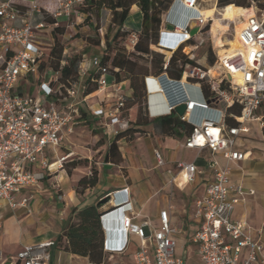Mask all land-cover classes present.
Returning <instances> with one entry per match:
<instances>
[{
    "label": "built area",
    "instance_id": "built-area-1",
    "mask_svg": "<svg viewBox=\"0 0 264 264\" xmlns=\"http://www.w3.org/2000/svg\"><path fill=\"white\" fill-rule=\"evenodd\" d=\"M86 1L55 0L48 16L53 22H48L47 18L34 19L35 12L41 11L37 0H31L25 10L16 0H0V208L4 203L25 205L28 199L18 201V195L27 187L40 186L57 163H60V168L63 167V161L69 154L52 162L47 149L61 145L66 131H70L73 124L81 119V110L73 100L91 94H84L87 85L83 79L92 68L99 73L98 77L91 78L98 84L94 92L109 97L107 89L115 87L117 93L108 110L92 105L91 112L97 118L106 114L109 119L107 126H116V133L128 126L129 119L125 116L128 96L110 67L102 64L100 57L83 58L79 64V79L69 84L60 81L59 71L40 69L46 48L41 43V32L60 25L61 19L70 20L73 13H82L81 8ZM185 1L191 5L188 6ZM196 1L178 0L182 5L180 15L178 10L171 18V10L166 20H162L160 39L154 46L170 55L165 57L163 72L146 77V88L150 93L149 80L153 78L166 107L161 115H170L176 112L179 105H186L184 113L179 115L193 126L187 136L186 147H208L227 159L224 166L216 160L211 162L214 178L208 183L205 195L195 200L194 217L200 219L201 224L192 240L200 256L199 264H264V244L249 233L244 220L234 217L236 206L255 191L234 183L230 167L231 161L246 158L243 151L235 148L237 138L249 131L246 123L258 120L264 128V14L259 15L255 11L247 17L243 16L246 23L239 31L241 48L229 51L231 47L226 42L222 46L225 47V54L219 55L211 66L187 63L181 78H173L168 73L171 56L179 48L188 54L187 48L198 47L197 44H190L194 38L192 29L198 28L201 32L211 19L197 9ZM167 23L173 24L174 29H168ZM99 30L105 44L102 27ZM138 40L139 33L133 30V48ZM109 74L114 77L112 81L108 80ZM33 82L37 90L31 93L25 91V87ZM204 84L213 95L212 101H208L203 94ZM221 101L226 103L227 108L240 104L241 112L236 117L238 125L226 123L227 108L223 110L213 106V103ZM261 108L263 111L256 114ZM207 110L216 114L201 119L195 117L198 111ZM155 157L157 165L164 164L159 150H155ZM177 166L189 182H194L202 172L194 162L179 161ZM126 189L110 193L102 221L127 205L129 198L123 194ZM136 217L134 211L122 217V241L113 245L105 239L106 251H124L130 236L135 235L139 239V248L133 255L135 264H185L184 257L176 253L175 229L166 209L160 211L158 227L150 225L149 221H135ZM1 228L0 216V231ZM51 244L52 241H46L26 245L8 264H50L44 249ZM5 263L0 246V264Z\"/></svg>",
    "mask_w": 264,
    "mask_h": 264
},
{
    "label": "crops",
    "instance_id": "crops-1",
    "mask_svg": "<svg viewBox=\"0 0 264 264\" xmlns=\"http://www.w3.org/2000/svg\"><path fill=\"white\" fill-rule=\"evenodd\" d=\"M16 1L22 5L30 4L31 2V0ZM37 1L43 6L49 5L48 0ZM130 14L134 16L140 15V18L143 19V14L137 4L132 6ZM80 15L81 13H79L78 16V23L81 22ZM124 27L131 30L126 26V23ZM48 30L50 32V29ZM102 33L105 34L104 31ZM41 43L43 47H46L42 40ZM190 44L193 43L190 42ZM51 45L50 43L48 46ZM100 47L105 48V44L102 43ZM92 72H96V69L92 68L90 73ZM89 74L84 77L83 83L86 82ZM120 84L125 94L130 96L132 94L130 80H124L120 82ZM32 85L35 86L33 91H36V85ZM32 85H28L29 87H27V89L31 90ZM205 86L207 85H203V94L208 101H212L213 95L210 90L208 93L205 91ZM150 90L155 91L156 89L150 88ZM107 92H110L111 96L106 97L104 93L98 94V92H92L85 98L79 96L77 97L79 100H73L78 108L83 109V112H81L82 117L73 124L70 131H66L61 145L52 147L54 153L49 154L50 159H53L52 162L56 161V158H59L60 148L65 147L68 149L66 146L68 133L72 132L83 120L87 122V119L90 117L101 125L104 134L110 139L108 144L109 147L110 143L117 135L115 132L116 126H107V122H109L108 116L104 114L101 118H97L90 109L93 105L94 108L102 106L104 109L108 110L113 101H115L113 96L117 92L115 87H109ZM70 101H72V99ZM149 105L148 111L153 119L148 121L147 124L153 125L157 133L143 143L142 148H144V152L141 153L145 154L149 164L153 165V151L155 158L154 166L148 168V164L145 165L137 154L139 159L137 157L134 159L135 164L129 169L128 174L118 172L116 167L122 168L121 164L127 161L125 152L129 153L126 147H124L125 150L121 148V146L126 143L127 135L123 136L117 140L122 153V160L120 162L105 161L104 156L106 150L103 155V161L100 162V167H98V183L93 187H89L88 191L97 192L99 194V200L106 195H110V193L114 191L127 188L123 192V194L129 198L127 205L115 211L109 219L104 220L105 239L111 244L116 245L118 242L122 241L123 228L121 219L124 215L134 211L137 215L135 221H149L150 225L158 227L160 225V211L166 209L168 211L171 226L175 229L174 238L176 241V253L184 257L185 264H199L200 256L197 246L192 240L193 234L201 224V220L194 217L195 200L205 195L208 183L214 178V169L211 162L216 160L220 165L224 166L227 163V159L222 153L213 152L208 147H186L185 142L189 134H183V136L168 134L154 122L155 118L163 116L161 114H164L166 111L163 99L161 101L152 100ZM213 106L223 110L227 108L224 101L215 102ZM239 107L240 104L236 103L227 108L226 123L228 125H238L236 117L240 113L236 111ZM258 112L259 110L256 114H260ZM173 113L180 115L177 111ZM215 114L216 113L212 110L198 111L195 117L201 119V117L214 116ZM246 125L249 131L242 133L241 136L237 138L235 145L236 149L246 154V158L230 162L231 180L236 184H241L247 189H253L255 192L253 194H248L245 199L236 206L234 217L244 220L248 226L249 233L264 244V128L258 120L249 121ZM128 127H130L129 123L126 128ZM93 130H95V128ZM155 150H159L163 156L164 164L161 166L157 165ZM74 153L75 151L73 150L67 152L69 157ZM179 161L194 162L198 168L202 170V172L197 175L194 182L187 181L183 172L179 170L177 166ZM154 168H157L158 173L154 171ZM52 169H54V166ZM53 173L54 170L51 174H48L40 186H30L24 189L21 194L18 195L17 200L22 201L24 198L29 199V192L35 193L40 191L39 188L43 187L46 180L52 178L50 176ZM80 177L81 176H78L76 173H72L71 176L66 173V178L63 174L61 175V180H65L64 198H66L65 207L62 210L63 221H51L48 227H46L43 222H39V218L36 216L34 217L26 213L27 210L30 209L27 204L11 206L8 203H4L1 206L0 216L2 228L0 231V246L6 261L5 264H8L26 245H36L46 241L53 242V244L44 249V253H47L49 256L48 261L50 264H97L92 262L88 256L72 253L65 250L63 246L57 244V238L62 234L64 227L70 221L72 209L75 206L82 207L91 204L88 201L81 203L77 198L76 184ZM146 177L148 178L146 179ZM140 179L146 180L139 182ZM57 184L59 185L60 183ZM79 203L81 204L78 205ZM30 204L31 203H29V205ZM37 207L38 206H35V209ZM107 207L108 205L106 204L100 209L104 211ZM65 242L66 238L64 237L63 243ZM138 248V237L131 235L124 251L112 253L109 250H105L103 261L98 264H111L112 262L135 264L133 255Z\"/></svg>",
    "mask_w": 264,
    "mask_h": 264
},
{
    "label": "rangeland",
    "instance_id": "rangeland-1",
    "mask_svg": "<svg viewBox=\"0 0 264 264\" xmlns=\"http://www.w3.org/2000/svg\"><path fill=\"white\" fill-rule=\"evenodd\" d=\"M48 1L49 5L47 6H43L38 2L39 5H41V11L35 12L34 19H46L49 16V8L51 5L53 6L55 0ZM164 1H171L172 3L169 9L164 10L161 13L163 21L166 20L167 14L171 10L173 11L177 3L178 5L175 8H177L178 10H182V5L179 4L178 0ZM240 6L245 8L254 7L255 11H257L259 15L264 14V0H249V5L247 6H236L232 3L229 5L227 4L224 7L218 6L217 0H197V8L201 9V7H210L211 10L206 12L205 16L207 18L211 17V19L203 26L201 32H198V28L192 29V33L194 34L192 43L195 45L197 44L198 47H195L191 50L187 48V51L189 52L186 55L190 59H194L196 61V64L194 65H201L202 67L211 66L212 64H210V61L212 59H214L215 62L218 59L219 55L225 54V47L222 46H224L226 42L230 44L231 48L229 49V51L233 48L236 39L235 27L237 28V26H239L244 19V15L236 13L238 7ZM222 8L225 9L221 10L219 14L218 10ZM255 11L253 13H255ZM91 14L92 16H90V22H88V20H85L87 14L83 12L80 15L81 22L79 23V13H73V16L70 18V20H60V25L64 27L65 33L60 34L59 39L61 43H63V45L66 47L65 53L70 55L74 53H81L83 54V58L85 59L92 58L94 56L99 57L103 54L104 48L95 45V40H93L96 39L98 35L101 36L100 30H97L95 26H98L100 28L102 27L104 32L109 31L111 37L116 32V26L111 24L112 14L109 9H102L99 14H97L95 11H92ZM142 22L143 19L140 18V15L134 16L130 14L126 19V26L131 30L125 37L118 41V45L125 47V49L129 53H131L134 49L131 42V32L133 30L139 31L142 28ZM47 30L48 29H44L41 32V40L44 42L46 47H48V45H50V43L52 44L53 42V37L49 30ZM214 38H217V41H215ZM154 45L155 43L151 42L150 49L161 52L160 50L156 49ZM161 53H163L164 59L165 57H168L170 55V53L167 52ZM138 61L140 64L146 65L149 68L152 67V56L150 55L139 57ZM113 78L114 77L112 74L108 75L109 81H112ZM30 83H32L31 80ZM34 83L35 82H33V84ZM34 87L35 86L32 85L31 90H28L27 87H25V91H29L31 93L34 90ZM149 91L150 93L147 91V88H145L144 96L137 97L135 101L131 100V102H133L134 104L131 103V109L125 111V116L127 115L129 119V125L130 127H132L131 129L133 131H131L127 135L126 143L121 146L123 150H125L124 147H126L129 153L125 152L127 161L121 164L122 168L120 169L116 167L118 169V172L128 174L129 169H131V167H133V164H135L134 159H136L137 154L145 165L148 164V168L154 166L155 164L154 152L152 151L153 165H151L149 164L146 155L142 154L144 152V148H142V146L147 139L152 138L155 133H157L153 125L147 124L148 121L153 119V117L149 114L148 104H151L152 100L161 101L163 97H160V95L158 96V94L156 93H151L152 91L150 89ZM63 93L64 95L66 94L65 91H63ZM76 99L79 100L78 98ZM129 102L130 101L128 100V103ZM262 111L263 110L261 108L258 113H261ZM87 120L89 122H85L83 120L76 126V128L72 132L68 133V140L66 141V146L68 147V149L65 147L60 148L59 157L66 155L67 152L71 150L75 151V153L68 157L65 161H63V167H59L60 163H57L54 166V173L50 176L52 178L45 181L43 187L39 188L40 191H37L35 193L29 192L28 194L29 199L27 198L28 200L26 201V204L30 209H28L26 213L39 218L38 221L43 222L46 227L51 224V221H63L62 210L65 207L66 198H64L65 180H61V175L63 174L65 178L66 173L70 176L72 173H76L78 176L91 175L94 169H97L99 171L98 167H100V162L103 161V155L107 150L110 139L104 134V131L101 128L100 124H98L91 117ZM94 128L95 130H93ZM47 152L49 154L54 153L52 147H49L47 149ZM139 157L137 158L139 159ZM52 160L53 159H50V161ZM73 161L82 162L76 169V167H72ZM70 170L71 174L68 172ZM154 171L158 173L157 168H154ZM147 178L148 177H146V179ZM146 179H140L139 182H142ZM57 183L60 184L58 185ZM78 190L79 192L76 191L77 198L81 203L85 201H88L89 203H97L99 201V194L97 192H91L88 191V188L83 189L82 187H80ZM29 203L31 204L29 205ZM81 203H79L78 205H80ZM35 206L38 207L35 209Z\"/></svg>",
    "mask_w": 264,
    "mask_h": 264
},
{
    "label": "trees",
    "instance_id": "trees-1",
    "mask_svg": "<svg viewBox=\"0 0 264 264\" xmlns=\"http://www.w3.org/2000/svg\"><path fill=\"white\" fill-rule=\"evenodd\" d=\"M17 4L22 9H27L30 4ZM171 1L164 0H87L85 5L81 8V12L87 14L85 20L90 22L91 12L95 11L97 14L102 9H109L111 11V24L116 26V32L111 37L109 31L105 32V48L101 56L103 65H108L111 72L115 75L118 82L130 80V87L132 94L128 96L126 109L130 110L132 106L131 100L135 101L137 97H142L145 94L146 82L145 79L150 74L157 75L164 71L163 64L165 62L164 55L161 52L150 49V43H157L160 39V28L162 25L161 13L171 6ZM234 4L236 6L249 5V0H217L218 6ZM137 4L143 14L142 28L137 31L139 33V40L134 46L131 53L127 52L125 47L119 46L118 41L125 37L130 30L125 29L126 19L130 15L131 8ZM53 6L49 8L51 10ZM90 14V15H89ZM48 22H53L51 17H47ZM97 30L100 27L95 26ZM64 27L61 25L52 26L50 33L53 37V42L50 47H46L44 60L40 65L43 71L52 68L60 73V81L64 84L77 81L79 75V64L83 60V54L74 53L72 55L65 53L66 47L59 39L60 34H64ZM111 31V29H110ZM95 40V45L102 44V37L98 35ZM169 53V52H167ZM152 56V67L140 64L139 57ZM187 63L196 64L194 59H190L179 48L170 58L168 73L171 77L180 79L184 66ZM214 63V59L210 64ZM119 68V70H115ZM98 72H92L86 79V90L84 94H90L97 90L98 84L92 82V77H98ZM205 91L208 93L209 88L205 86ZM128 100L130 101L128 103ZM134 104V103H133ZM81 112H83V109ZM241 112V106L236 111ZM86 115V113H85ZM89 122V121H87ZM154 122L160 126L168 134L183 136V134H190L193 126L183 121L179 115L170 114L155 118ZM132 127H128L117 133L115 139L110 143L105 156V161L120 162L122 160V153L117 140L123 136L128 135ZM86 161V160H85ZM82 161H73L72 167H77ZM69 173L71 172L68 171ZM98 183V170L94 169L91 175H83L77 182L76 191L79 188L83 189L93 187ZM70 221L64 227L61 235L57 238V244L63 246L65 250L83 256H88L94 263L103 261L105 248V230L101 223V216L103 211L95 203L87 204L82 207L75 206L71 211ZM66 242L63 243V238Z\"/></svg>",
    "mask_w": 264,
    "mask_h": 264
},
{
    "label": "bare ground",
    "instance_id": "bare-ground-1",
    "mask_svg": "<svg viewBox=\"0 0 264 264\" xmlns=\"http://www.w3.org/2000/svg\"><path fill=\"white\" fill-rule=\"evenodd\" d=\"M184 3H187V5L188 6H190L191 4H190V2L189 1H185ZM196 4H197V1H196ZM177 5H178V3H177ZM176 5V6H177ZM181 5V4H180ZM175 6V7H176ZM174 7V9H173V11H172V13H171V18H174L175 17V14L178 12V9L177 8H175ZM182 8V7H181ZM197 9H199V8H197ZM225 8H222V9H219L218 10V13L220 14V12H221V10H224ZM200 10V12L204 15V17H206L205 16V13L206 12H208L209 10H211L210 9V7H201V9H199ZM226 11H229V10H226ZM255 11V9H254V7H251V8H245V7H242V6H240V7H238V10L236 11V13L237 14H241V15H244L245 17H247L249 14H252L253 12ZM179 12H181V10L179 11ZM235 16V15H234ZM207 18V17H206ZM245 23H246V21L243 19L242 20V22H241V24L239 25V26H237V28L235 27V43H234V46H233V48L232 49H238V48H241V45H240V42H239V31H240V29H242V27L245 25ZM214 40L215 41H217V38H214ZM231 49V50H232ZM224 55V54H223ZM223 55H221V56H223ZM188 85V87L189 88H192V87H190V84H187ZM149 86H150V88L151 89H156L155 91H152V93H156V94H158V96L160 95V97H161V94L157 91V85L154 83V80H153V78H150V80H149ZM155 86V87H154ZM152 102V101H151ZM153 104V103H152Z\"/></svg>",
    "mask_w": 264,
    "mask_h": 264
},
{
    "label": "water",
    "instance_id": "water-1",
    "mask_svg": "<svg viewBox=\"0 0 264 264\" xmlns=\"http://www.w3.org/2000/svg\"><path fill=\"white\" fill-rule=\"evenodd\" d=\"M166 27L170 30L174 29V25L171 23H167ZM185 109H186V105L182 104L176 108V111L181 115L184 113ZM110 198H111L110 195H106V196L102 197L101 199H99V201L96 203V205L101 208L109 202Z\"/></svg>",
    "mask_w": 264,
    "mask_h": 264
},
{
    "label": "clouds",
    "instance_id": "clouds-1",
    "mask_svg": "<svg viewBox=\"0 0 264 264\" xmlns=\"http://www.w3.org/2000/svg\"><path fill=\"white\" fill-rule=\"evenodd\" d=\"M101 223H102V225H103V228H104V221H102V220H101Z\"/></svg>",
    "mask_w": 264,
    "mask_h": 264
}]
</instances>
